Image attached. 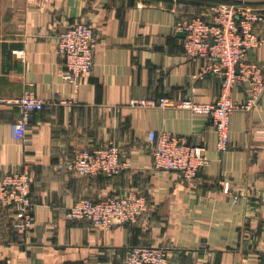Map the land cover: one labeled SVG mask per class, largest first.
Returning <instances> with one entry per match:
<instances>
[{
    "label": "crops",
    "instance_id": "obj_1",
    "mask_svg": "<svg viewBox=\"0 0 264 264\" xmlns=\"http://www.w3.org/2000/svg\"><path fill=\"white\" fill-rule=\"evenodd\" d=\"M213 2H246L264 12V0H0V97L31 90L53 100L31 115L22 139L12 130L18 107L0 104V177L30 171L34 215L22 231L11 225L14 212L0 205V264H126L128 249L144 245L164 248L172 264H264V95L250 110L232 113L226 151L216 148L209 116L137 103L218 98L222 77L206 71V60L186 56L185 36L176 27L178 19L204 14ZM79 21L94 26L97 41L93 71L76 90L64 78L58 34ZM253 54L264 63V46ZM252 95L248 82L233 91L240 103ZM150 130L205 146L209 165L193 180L155 168ZM110 142L132 160L120 173L59 168L77 149ZM132 190L148 203L136 222L101 229L70 217L80 198Z\"/></svg>",
    "mask_w": 264,
    "mask_h": 264
},
{
    "label": "built area",
    "instance_id": "obj_2",
    "mask_svg": "<svg viewBox=\"0 0 264 264\" xmlns=\"http://www.w3.org/2000/svg\"><path fill=\"white\" fill-rule=\"evenodd\" d=\"M262 10L246 2H213L207 6L204 14L177 20V29L186 32L183 41L186 56L206 60V71L222 77L221 92L216 100L200 103L187 98L176 103L168 97H161L137 103L161 108L180 106L195 114L209 116L215 128L216 148L226 151L232 113L237 109L250 110L264 95V63L249 58L250 50L264 46ZM207 14L210 19L205 17ZM58 38L59 52L63 56L66 71L64 78L77 90L83 78L90 76L93 71L97 41L95 28L79 21L73 27L60 30ZM244 82L249 83L253 95L240 103L233 97V91ZM52 102L31 90L13 99L0 97V104L14 103L19 109V117L12 123L13 134L17 139L24 137L31 115ZM260 132L264 134V130ZM148 143L155 168L177 170L187 180L197 178L199 172L210 163L205 146L192 144L186 136L178 133L150 130ZM262 148L264 151V140ZM131 165L132 160L122 158L120 146L110 142L97 148L77 149L59 168L83 175L112 176ZM31 186V173L27 169L7 172L0 177V205L14 212L15 220L11 225L22 231L28 230L34 219ZM224 190L231 192L229 182H224ZM238 200L239 195L234 194L233 202ZM261 200L264 202V194ZM147 209L146 197L132 190L119 197L100 200L80 198L70 208V217L74 220L87 219L96 228L108 229L136 222ZM125 260L126 264H172L164 248L152 245L130 247Z\"/></svg>",
    "mask_w": 264,
    "mask_h": 264
},
{
    "label": "rangeland",
    "instance_id": "obj_3",
    "mask_svg": "<svg viewBox=\"0 0 264 264\" xmlns=\"http://www.w3.org/2000/svg\"><path fill=\"white\" fill-rule=\"evenodd\" d=\"M145 1H150V2H161L167 5H174V4H178V3H184L187 1H192V0H145Z\"/></svg>",
    "mask_w": 264,
    "mask_h": 264
},
{
    "label": "water",
    "instance_id": "obj_4",
    "mask_svg": "<svg viewBox=\"0 0 264 264\" xmlns=\"http://www.w3.org/2000/svg\"><path fill=\"white\" fill-rule=\"evenodd\" d=\"M205 17L207 19H210V15L209 14L205 15ZM69 27H73V25L72 26H69ZM180 34H182L183 36H186V32L185 31H181ZM249 58L252 59L254 62L262 63L261 61L257 60V58L254 56L253 50H250L249 51Z\"/></svg>",
    "mask_w": 264,
    "mask_h": 264
},
{
    "label": "trees",
    "instance_id": "obj_5",
    "mask_svg": "<svg viewBox=\"0 0 264 264\" xmlns=\"http://www.w3.org/2000/svg\"><path fill=\"white\" fill-rule=\"evenodd\" d=\"M199 13H200V12H199ZM199 13H194V14H192L190 17H192L193 15L199 14Z\"/></svg>",
    "mask_w": 264,
    "mask_h": 264
}]
</instances>
